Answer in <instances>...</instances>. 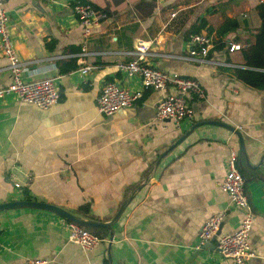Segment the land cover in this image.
<instances>
[{
	"label": "crops",
	"instance_id": "obj_1",
	"mask_svg": "<svg viewBox=\"0 0 264 264\" xmlns=\"http://www.w3.org/2000/svg\"><path fill=\"white\" fill-rule=\"evenodd\" d=\"M75 1L3 0L14 50L31 61L23 78H52L60 97L48 108L12 94L0 97V203L30 198L106 222L135 194L114 224L113 239L109 234L91 249L70 242L69 221L55 213L0 210V264L30 259L47 264H228L217 237L235 231L243 214L220 186L231 146L238 151L237 166L254 214L247 264H264V89L235 77L233 68L244 65L242 52H229L226 46L210 51L212 59L234 67L152 61L163 71L196 79L204 91V97L189 98L192 115L179 124L156 117L157 103L174 89H144L138 76L117 66L129 56H76L128 50L137 39L151 40L155 50L183 54L188 32L202 19L207 28H216L225 18H238L242 24L224 40L246 47L260 25L255 7L264 0H83L103 15L88 37L73 10ZM73 63L77 69L60 72L59 64ZM6 65L0 44V86L11 80ZM83 65L91 69L80 70ZM107 81L142 96L106 116L98 111L97 98ZM207 121L239 130L244 153L233 132L200 124ZM182 136L154 168L159 154ZM84 204L89 205L87 217L79 209ZM217 213L223 219L216 235L199 244L201 226Z\"/></svg>",
	"mask_w": 264,
	"mask_h": 264
},
{
	"label": "built area",
	"instance_id": "obj_2",
	"mask_svg": "<svg viewBox=\"0 0 264 264\" xmlns=\"http://www.w3.org/2000/svg\"><path fill=\"white\" fill-rule=\"evenodd\" d=\"M73 10L83 29V36L88 37L99 25L103 15L98 14L90 2L76 0L73 3ZM151 40L137 39L133 47L128 50H103L94 52H81L76 56H88L98 54L127 55L129 60L118 63L128 76H138L144 89L168 91L156 106V117L160 120H172L179 124L182 120L192 115V108L189 98L192 95L204 97V91L199 82L190 77H183L178 74H171L153 66L155 59L185 61L196 65H218L234 67L235 64L229 61L212 59L210 50L213 49V38L206 33H197L189 36L188 50L183 54H175L152 48ZM0 44L3 55L7 59L5 69L10 72L11 80L8 84L0 86V97L12 94L21 101L33 104L39 108H48L59 100V90L52 78L37 80H25L23 71L31 63L28 60L20 59L13 46L9 32V15L4 7L3 0H0ZM242 45L230 43L228 51L240 50ZM62 57L61 55L57 58ZM89 65H83L80 70L88 71ZM142 96L141 91H130L121 84L114 81H107L101 88L97 98V109L100 113L110 116L120 109L131 106ZM238 151L230 147L226 158V172L220 183L221 189L225 192L233 204L243 210L242 218L238 228L227 234L217 237V248L225 257L228 264H247L252 256L249 242V235L254 219L253 210L245 190L244 177L237 166ZM223 214L217 213L210 216L201 226L199 231V244L214 237L220 227ZM69 241L81 246L83 249H91L103 239L85 230L82 226L68 222ZM198 247V246H196ZM21 264H47L45 259H30Z\"/></svg>",
	"mask_w": 264,
	"mask_h": 264
},
{
	"label": "trees",
	"instance_id": "obj_3",
	"mask_svg": "<svg viewBox=\"0 0 264 264\" xmlns=\"http://www.w3.org/2000/svg\"><path fill=\"white\" fill-rule=\"evenodd\" d=\"M255 10L260 20L259 28L253 36V42L246 47H242L240 51L242 52L244 65L242 67H234L233 72L235 77L246 85L256 88L264 89V2H260L256 5ZM242 24V21L238 18H225L222 23L216 27H208L205 20H200L191 27L188 32L189 36L192 34L202 33L203 29H206V34L208 36H213V50H221L225 46L227 50L230 43H226L224 40L225 35L230 32H234ZM60 72L66 73L68 71L78 68V65L73 63L70 66L64 67L61 64ZM30 200V198H28ZM80 211L85 214V217L89 215V205L84 204L80 206ZM86 219V218H84ZM85 230L99 236L101 239H106L109 235L108 231L100 228H87L83 227Z\"/></svg>",
	"mask_w": 264,
	"mask_h": 264
},
{
	"label": "water",
	"instance_id": "obj_4",
	"mask_svg": "<svg viewBox=\"0 0 264 264\" xmlns=\"http://www.w3.org/2000/svg\"><path fill=\"white\" fill-rule=\"evenodd\" d=\"M203 123H208V124H213V125H218L221 127L226 128L227 130L233 132L238 140H239V149L242 153H244V144H243V138L239 130L234 128L233 126L225 123V122H220V121H207V122H201L200 124ZM198 125V124H197ZM185 136H182L179 138L177 141H175L172 146H170L167 150L159 154L158 159L155 163L154 168L159 164L161 161L162 157L167 154L169 151H171L175 146H177L181 141H183ZM153 168V169H154ZM141 188V187H140ZM140 188H138L136 191H138ZM135 192L130 194L128 198H126L120 205L118 211L116 214L109 220V221H98V220H91V219H84L81 218L77 215L72 214L71 212L60 208L58 206L49 204L47 202H41L37 200H15V201H10V202H2L0 203V210H7V209H13V208H34V209H41V210H46L52 213H55L62 218L74 222L82 227H87V228H105L109 231L110 234V239H113L114 235V224L118 221L120 218L122 212L126 208L127 204L131 201L133 198ZM211 241V240H210Z\"/></svg>",
	"mask_w": 264,
	"mask_h": 264
},
{
	"label": "rangeland",
	"instance_id": "obj_5",
	"mask_svg": "<svg viewBox=\"0 0 264 264\" xmlns=\"http://www.w3.org/2000/svg\"><path fill=\"white\" fill-rule=\"evenodd\" d=\"M243 47V46H242Z\"/></svg>",
	"mask_w": 264,
	"mask_h": 264
}]
</instances>
